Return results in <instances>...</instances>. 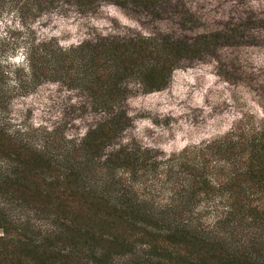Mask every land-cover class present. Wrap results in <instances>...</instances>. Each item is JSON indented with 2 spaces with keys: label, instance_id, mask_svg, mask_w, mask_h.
<instances>
[{
  "label": "trees",
  "instance_id": "trees-1",
  "mask_svg": "<svg viewBox=\"0 0 264 264\" xmlns=\"http://www.w3.org/2000/svg\"><path fill=\"white\" fill-rule=\"evenodd\" d=\"M61 1L85 12L97 0ZM225 28L191 43L151 36L26 46L13 94L57 81L85 88L92 110L108 115L77 140L43 129L39 146L0 126L8 167L0 173V264H264V127L244 118L169 156L120 140L129 124L123 81L142 93L164 89L199 40L236 34ZM8 203L42 218L44 232L11 219Z\"/></svg>",
  "mask_w": 264,
  "mask_h": 264
},
{
  "label": "rangeland",
  "instance_id": "rangeland-1",
  "mask_svg": "<svg viewBox=\"0 0 264 264\" xmlns=\"http://www.w3.org/2000/svg\"><path fill=\"white\" fill-rule=\"evenodd\" d=\"M91 6L80 12L61 0H0V126L7 134L33 146L42 144L43 129L77 140L108 115L92 110L85 88L57 81L13 94L31 41L68 48L85 40L163 36L191 43L227 26L236 34L207 44L199 40L198 53L181 61L164 89L142 93L132 79L123 81L129 124L120 140L169 156L218 138L244 118L264 127V0H97ZM244 22L250 25L238 26ZM5 210L11 219L23 218L34 235L44 232L42 218L20 214L12 203Z\"/></svg>",
  "mask_w": 264,
  "mask_h": 264
}]
</instances>
